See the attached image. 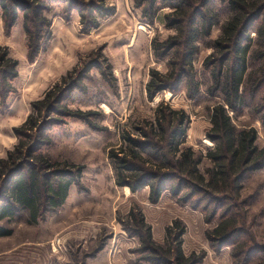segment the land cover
I'll return each instance as SVG.
<instances>
[{
	"label": "rangeland",
	"instance_id": "rangeland-1",
	"mask_svg": "<svg viewBox=\"0 0 264 264\" xmlns=\"http://www.w3.org/2000/svg\"><path fill=\"white\" fill-rule=\"evenodd\" d=\"M95 1L97 10L104 6L112 12L105 16L95 12L100 24L89 32H84L86 24L81 22L77 9L67 12L61 4H55L51 12L45 13L52 20L51 35L34 63L27 59L23 14L6 32L0 7V46L8 47L10 55L19 61V76L13 81L16 92L10 94L5 105L0 98V159L16 145L14 128L27 120L32 103L54 88L61 110L44 117L47 129L37 154L54 164L42 172L45 178L54 183L60 177L73 180L63 206L52 209L46 202L37 222L31 220L28 210L17 213L12 221H0V226L13 229L12 235L0 237V264H185L173 254L177 243L172 241L171 233L179 232L177 225L185 228L178 237L182 252L186 258L194 256L196 264H264V167L247 175L238 201L227 202L232 204L237 229L230 245L219 247L207 233L222 221V213L228 208L224 202H207L199 195L186 202L181 197L187 190L175 195L169 187L153 203L149 187L133 192L117 184L109 157L113 150L128 147L124 140L127 133L144 139L141 131L155 120L157 107L168 104L184 111L190 119L181 149L191 146L203 154L199 166L202 172L211 167L206 157L215 147L208 137L210 115L222 96L208 93L212 77L204 61L213 52L207 43L220 36L230 10L215 0L218 23L210 38L200 41L193 58V69L201 84L199 95L190 98L184 82L178 91L163 90L149 99L151 71H169V58L157 59L153 47L155 40L164 41L175 34L163 20L172 9L164 6L150 25L134 6V0ZM82 13L90 17L87 10ZM263 20L264 16L255 28ZM251 36L256 39L255 31ZM261 46L255 41L253 50ZM263 65L264 59L250 58L246 77L251 76L250 87L264 81ZM255 93L252 106L230 114L238 128H256V144L261 149L264 83ZM132 209L135 213L130 216ZM139 214L151 228L153 242L149 245ZM59 239L60 247L56 246Z\"/></svg>",
	"mask_w": 264,
	"mask_h": 264
},
{
	"label": "trees",
	"instance_id": "trees-1",
	"mask_svg": "<svg viewBox=\"0 0 264 264\" xmlns=\"http://www.w3.org/2000/svg\"><path fill=\"white\" fill-rule=\"evenodd\" d=\"M95 2L0 0V7L6 32L15 27L20 14H23L27 59L34 63L45 50L51 35L52 20L45 13L51 12L55 4H61L67 8V12L77 9L81 14V22L86 24L84 32H89L100 24L95 12L102 16L112 12L104 6L97 10ZM220 2L228 7L230 16L221 26L220 36L207 43L213 52L204 61V68L212 77L208 93H219L222 96V101L214 105L210 115L208 137L215 147L209 149L206 157L212 163L211 167L202 172L199 166L203 154L191 146L181 149L187 134L186 124H189L190 119L184 111L174 110L168 104L157 107L155 120L149 122L148 129L141 131L144 139L127 133L124 140L129 143L128 147L113 150L109 157L114 164L117 184L128 186L133 192L149 187V199L153 203H157L169 187L175 195L187 190L181 197L186 202L196 195L207 202H224L228 208L222 213V221L207 233L212 241L223 247L230 245L236 233L234 230L237 229V219L232 215L234 212L230 203L240 199L247 175L264 167V148L260 149L256 144V128H238L230 114L231 111L240 113L252 106L255 92L264 83L262 81L258 85L254 82L250 87L248 83L252 81L251 76L246 78L250 58L258 61L264 59V20L255 28L256 22L264 16V0ZM134 6L141 10L143 20L150 25L155 23L164 6L172 9L165 13L163 20L165 26L173 29L175 34L164 41L155 40L153 47L157 59L169 58V71L166 74L155 69L151 71L147 84L148 98L153 99L163 90L178 91L184 82L188 96H198L201 84L192 62L199 51L200 41L210 38L214 25L218 23L215 0H134ZM83 10L88 11L89 18L82 13ZM253 31L257 35L256 39L251 36ZM255 41L263 49L254 51ZM18 66L19 61L10 55L9 48L0 46V98L3 105L10 94L16 92L13 81L19 76ZM66 78L63 76L62 79ZM56 92L52 88L43 99L32 103V111L27 120L14 128L18 138L16 145L5 158L0 159V221H12L17 213L28 210L31 220L37 222L44 214L46 202L52 209H57L68 198L73 180L60 177L54 183L51 178H45L42 172L54 164L44 155L37 154L40 143L44 142L40 138L47 129L44 117H50L52 113L61 110ZM50 122L55 124L56 121ZM241 204L242 201L239 202ZM134 213L132 209L129 214L133 216ZM139 220L140 225L147 229L149 245L153 242L151 228L146 225L142 215ZM177 226L179 232L171 233L172 241L177 243L173 247L174 257L185 260V264H196L194 256H184L178 237L184 233L185 228ZM12 234V228L0 226V237Z\"/></svg>",
	"mask_w": 264,
	"mask_h": 264
},
{
	"label": "built area",
	"instance_id": "built-area-1",
	"mask_svg": "<svg viewBox=\"0 0 264 264\" xmlns=\"http://www.w3.org/2000/svg\"><path fill=\"white\" fill-rule=\"evenodd\" d=\"M60 245H61V240L59 239V240H57V245L56 246L60 247Z\"/></svg>",
	"mask_w": 264,
	"mask_h": 264
},
{
	"label": "crops",
	"instance_id": "crops-1",
	"mask_svg": "<svg viewBox=\"0 0 264 264\" xmlns=\"http://www.w3.org/2000/svg\"><path fill=\"white\" fill-rule=\"evenodd\" d=\"M68 197H69V195H68ZM68 199V198H67ZM4 237V236H3Z\"/></svg>",
	"mask_w": 264,
	"mask_h": 264
}]
</instances>
